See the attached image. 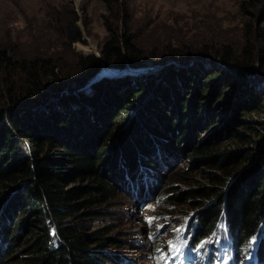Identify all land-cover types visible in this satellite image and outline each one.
Returning <instances> with one entry per match:
<instances>
[{
	"label": "trees",
	"instance_id": "16d2710c",
	"mask_svg": "<svg viewBox=\"0 0 264 264\" xmlns=\"http://www.w3.org/2000/svg\"><path fill=\"white\" fill-rule=\"evenodd\" d=\"M99 1L109 20L101 60L17 58L0 43V264H142L130 252L154 254L163 236L201 249L221 222L235 255L254 240L264 261V34L253 21L264 0H238L237 49L158 41L149 55L127 0ZM71 15L60 32L70 43L82 40ZM102 64L141 73L86 86ZM179 156L190 164L167 175ZM196 170L202 183L190 186ZM159 180L168 183L157 193ZM127 201L164 217L146 233L137 219L151 244L117 232ZM180 205L191 210L181 223L170 218Z\"/></svg>",
	"mask_w": 264,
	"mask_h": 264
},
{
	"label": "rangeland",
	"instance_id": "374dc122",
	"mask_svg": "<svg viewBox=\"0 0 264 264\" xmlns=\"http://www.w3.org/2000/svg\"><path fill=\"white\" fill-rule=\"evenodd\" d=\"M132 12L131 30L140 37L144 50L148 45H157L160 42H169L172 45H191L194 50L204 47H219L221 44H232L237 49L242 43L243 27L238 12V0H127ZM78 17L75 26L81 33L82 40L70 43L68 37L60 34L63 28L72 24L71 12ZM108 12L103 2L99 0H0V43H4L12 55L17 58H34L38 56H52L70 60L73 54L100 53V48L106 39L105 22ZM257 20L259 24H257ZM260 26L264 34V19L253 20ZM263 49L264 42L256 43ZM160 49V47H156ZM150 51V50H149ZM91 52V53H90ZM101 55V54H100ZM146 55H149L147 51ZM101 76L111 78L108 71ZM254 84V81H252ZM186 155H184L185 157ZM179 156L171 163L167 175L182 171L188 167V159ZM182 159V160H181ZM178 168V169H177ZM174 169V170H172ZM163 172V171H161ZM190 186L200 185L202 182L198 170L188 176ZM160 182V180L158 181ZM168 181L162 180L158 184L157 193L166 187ZM177 192L188 188L184 184H174ZM162 190V191H163ZM130 201H127V204ZM129 203L116 208L118 222L117 232L125 234L122 240L127 245L147 243L149 238L143 234L142 224L137 219H143L145 233L155 224L164 220V217L155 213V209L146 210ZM152 201L149 205H153ZM186 205L173 207L171 219L177 222L184 220L187 212ZM197 213V210H195ZM93 225H98L95 222ZM141 228V229H140ZM136 233V234H135ZM221 231L218 236H222ZM172 236V234H170ZM165 241H169L167 236ZM222 254L213 264H226L229 254V245L220 240ZM149 244V242H148ZM151 248L147 250L138 247L130 252L133 259L142 264H152ZM176 249L171 248L169 260L176 264L178 259L173 255ZM193 264H208L206 259Z\"/></svg>",
	"mask_w": 264,
	"mask_h": 264
},
{
	"label": "water",
	"instance_id": "95a60500",
	"mask_svg": "<svg viewBox=\"0 0 264 264\" xmlns=\"http://www.w3.org/2000/svg\"><path fill=\"white\" fill-rule=\"evenodd\" d=\"M91 53V52H90ZM95 55L97 56L98 59L101 60V55L100 53H95ZM103 71H108L110 76L112 77H122L123 75H126V74H131V73H141L140 70H132L130 68H126L124 70H115V69H110V68H107L105 67L103 64L101 66V69L100 71L94 76L92 77L86 84V86L92 84V83H95V82H98L100 81L102 78H106V77H103L101 76V73H103Z\"/></svg>",
	"mask_w": 264,
	"mask_h": 264
}]
</instances>
